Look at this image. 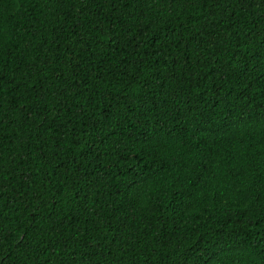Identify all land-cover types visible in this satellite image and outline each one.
<instances>
[{"label":"trees","instance_id":"trees-1","mask_svg":"<svg viewBox=\"0 0 264 264\" xmlns=\"http://www.w3.org/2000/svg\"><path fill=\"white\" fill-rule=\"evenodd\" d=\"M0 264H264V0H0Z\"/></svg>","mask_w":264,"mask_h":264}]
</instances>
